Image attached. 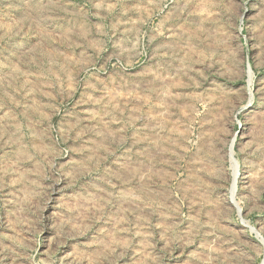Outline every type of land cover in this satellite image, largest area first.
<instances>
[{
    "label": "rangeland",
    "instance_id": "obj_1",
    "mask_svg": "<svg viewBox=\"0 0 264 264\" xmlns=\"http://www.w3.org/2000/svg\"><path fill=\"white\" fill-rule=\"evenodd\" d=\"M0 264H264V0H0Z\"/></svg>",
    "mask_w": 264,
    "mask_h": 264
},
{
    "label": "bare ground",
    "instance_id": "obj_2",
    "mask_svg": "<svg viewBox=\"0 0 264 264\" xmlns=\"http://www.w3.org/2000/svg\"><path fill=\"white\" fill-rule=\"evenodd\" d=\"M237 168H238V164H237V166H236V174H238V173H239V172H238L239 170H238ZM236 188H237V187H236V186H234V192L236 191Z\"/></svg>",
    "mask_w": 264,
    "mask_h": 264
},
{
    "label": "water",
    "instance_id": "obj_3",
    "mask_svg": "<svg viewBox=\"0 0 264 264\" xmlns=\"http://www.w3.org/2000/svg\"><path fill=\"white\" fill-rule=\"evenodd\" d=\"M232 149H233V147H232Z\"/></svg>",
    "mask_w": 264,
    "mask_h": 264
}]
</instances>
